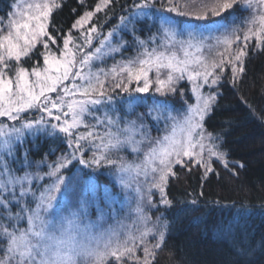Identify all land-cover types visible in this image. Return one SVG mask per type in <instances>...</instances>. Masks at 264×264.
<instances>
[{"label":"snow or ice","instance_id":"6c2138e0","mask_svg":"<svg viewBox=\"0 0 264 264\" xmlns=\"http://www.w3.org/2000/svg\"><path fill=\"white\" fill-rule=\"evenodd\" d=\"M117 5L126 14L105 33ZM64 6L13 0L0 16V264H157L170 232L160 209L179 219L206 196L179 208L170 183L198 172L207 184L220 177L216 163L232 178L245 168L206 121L222 83L235 87L250 54H264V0H78L67 31L54 23ZM41 142L70 151L31 159L24 144ZM102 171L112 184L99 196ZM210 203L207 215L220 211L212 229L231 248L225 264H264V239L258 253L244 227L264 217V195Z\"/></svg>","mask_w":264,"mask_h":264},{"label":"trees","instance_id":"16d2710c","mask_svg":"<svg viewBox=\"0 0 264 264\" xmlns=\"http://www.w3.org/2000/svg\"><path fill=\"white\" fill-rule=\"evenodd\" d=\"M12 2L13 0H0V16L5 14ZM96 2L97 0H87V5H94ZM64 3L62 11L55 14L54 23L63 26L67 31L75 16L71 9L78 6V0H64ZM120 3H125V0H120ZM115 12L116 15L103 29L105 33L119 22V15L126 14L120 10L119 5L116 6ZM99 16L103 19V13ZM124 55H134V51L129 49ZM118 57L120 59L117 55V60ZM112 63L111 59L107 61L109 65ZM31 64L32 61H28L25 66ZM219 90L221 95L206 124L209 131L223 135V150L227 152L229 161H239L245 168L239 170V178H232L220 163H216L215 167L220 172V177L211 176L207 184L199 179L198 172L182 174L178 181L173 180L170 183L168 189L170 198L179 208L184 207L192 198L198 197L201 191L205 192L206 196L200 197L199 207L202 211L181 215L179 219L176 218L175 209L167 212L163 208L160 209L169 222L170 232L164 251L159 253L157 264H225L232 258L231 248L229 242L216 235L212 229V223L219 217L220 211L217 209L215 214L207 215L215 207L210 202L220 200L222 204H231L235 201L237 204L258 205L259 197L264 195L260 190L264 184V54H250L243 79L235 87L225 80ZM168 99L169 104L174 107L182 103L178 97ZM160 129H163L162 124ZM161 130L154 128L152 135L154 137L162 135ZM24 148L30 150L32 153L30 158L36 161L45 153L51 152L52 154L46 157L48 163L56 160L61 152L70 151L66 144L43 142L40 143L39 149L29 143H25ZM120 154L132 159L128 152ZM21 160L23 153L17 159V168L22 166ZM73 165L75 167L70 166L72 170L79 171L81 166L76 161H73ZM41 171L46 172L47 168L42 166ZM50 182L45 177L39 184ZM96 182L100 185L99 196L103 195L105 187L111 190V178L104 171L97 176ZM205 200L209 203H205ZM60 202H64L63 196H60ZM91 212L95 218V209H91ZM159 214L154 211L153 219ZM244 227L247 239L256 245L259 253L260 242L264 239V217L256 214ZM256 259L258 262L261 261L259 255Z\"/></svg>","mask_w":264,"mask_h":264},{"label":"rangeland","instance_id":"374dc122","mask_svg":"<svg viewBox=\"0 0 264 264\" xmlns=\"http://www.w3.org/2000/svg\"><path fill=\"white\" fill-rule=\"evenodd\" d=\"M118 59H119V57H118ZM107 65H109V64H107ZM171 98V97H170ZM179 98V97H178ZM189 102H192V101H189ZM170 106H172V105H170ZM176 107V106H175ZM181 108V103L178 105V107H176V109H180ZM161 124H162V126H163V122H161ZM157 196H158V194H157Z\"/></svg>","mask_w":264,"mask_h":264}]
</instances>
